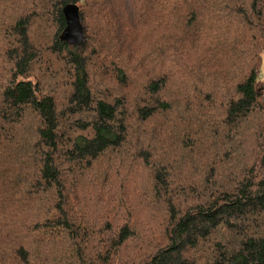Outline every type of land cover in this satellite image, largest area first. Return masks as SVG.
<instances>
[{"label":"trees","instance_id":"trees-1","mask_svg":"<svg viewBox=\"0 0 264 264\" xmlns=\"http://www.w3.org/2000/svg\"><path fill=\"white\" fill-rule=\"evenodd\" d=\"M263 60L264 0H0V264H264Z\"/></svg>","mask_w":264,"mask_h":264},{"label":"water","instance_id":"water-1","mask_svg":"<svg viewBox=\"0 0 264 264\" xmlns=\"http://www.w3.org/2000/svg\"><path fill=\"white\" fill-rule=\"evenodd\" d=\"M63 13L67 27L60 36V40L70 46H82L84 43V31L80 20V8L71 4L64 8Z\"/></svg>","mask_w":264,"mask_h":264},{"label":"rangeland","instance_id":"rangeland-1","mask_svg":"<svg viewBox=\"0 0 264 264\" xmlns=\"http://www.w3.org/2000/svg\"><path fill=\"white\" fill-rule=\"evenodd\" d=\"M261 84H262V88L264 89V60L261 67Z\"/></svg>","mask_w":264,"mask_h":264}]
</instances>
